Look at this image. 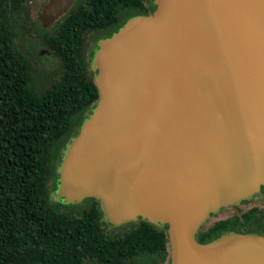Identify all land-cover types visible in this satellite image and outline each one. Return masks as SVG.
Wrapping results in <instances>:
<instances>
[{
	"label": "water",
	"instance_id": "95a60500",
	"mask_svg": "<svg viewBox=\"0 0 264 264\" xmlns=\"http://www.w3.org/2000/svg\"><path fill=\"white\" fill-rule=\"evenodd\" d=\"M73 3L56 0L46 23ZM156 6L100 45V99L58 197L97 199L114 226L167 225L170 264H264V237L197 239L217 210L264 190V0Z\"/></svg>",
	"mask_w": 264,
	"mask_h": 264
},
{
	"label": "trees",
	"instance_id": "16d2710c",
	"mask_svg": "<svg viewBox=\"0 0 264 264\" xmlns=\"http://www.w3.org/2000/svg\"><path fill=\"white\" fill-rule=\"evenodd\" d=\"M146 1L77 0L52 29L36 25L61 64L42 92L15 43L26 0H0V264H170L169 236L158 225L141 219L135 229L112 234L96 199H87L91 205L78 217L50 201L57 160L100 99L87 37L113 36L147 12ZM232 222L218 223L198 242L205 245Z\"/></svg>",
	"mask_w": 264,
	"mask_h": 264
},
{
	"label": "rangeland",
	"instance_id": "374dc122",
	"mask_svg": "<svg viewBox=\"0 0 264 264\" xmlns=\"http://www.w3.org/2000/svg\"><path fill=\"white\" fill-rule=\"evenodd\" d=\"M55 1L56 0H26L25 9L21 12L19 19L16 20V26H17L16 27V37H15L16 46L18 50L21 51L33 63L34 83L37 86V88L42 92L46 91L49 88L52 81L56 77L59 76L60 70H61V64H60V61L56 57L52 56L51 53L48 51V49L45 47L42 36L39 34V31L36 29L35 26L39 25L45 29H52L54 25L56 24V22H58L63 16H65L68 13V10L74 6L77 0H74L73 5H71L62 15L58 16V18L55 19L49 25L48 23H46L47 13L51 11L53 7V3ZM146 5L149 9L151 10L153 9V11H155L156 0H147ZM152 14L153 13L149 14L148 16ZM136 17H141V16H135L134 18ZM131 19H129L124 24V26L121 27V29H123ZM111 37H107L106 35H95V34L89 35L87 37L86 51H87L88 68H89L91 75L94 76L95 80L97 78V72L94 69L95 55L98 52L100 45L104 41L110 39ZM92 114H90L87 117L86 121L92 116ZM80 132H81V129H80ZM80 132L78 133V135L80 134ZM78 135L76 137H78ZM75 138H73L70 141V143L62 151L59 159L57 160L58 172H59L60 167L63 164L65 154L68 148L73 144V140ZM59 181H60V175L58 176V179L56 182L57 187H58ZM49 187H50V193H51L50 201L52 205L63 209L64 212H67L73 216H77V217L81 216L84 213V211L87 210L91 205V201L87 199L79 203L65 204L64 201L58 197V190L55 189L54 183H50ZM100 206L104 213V209L101 203H100ZM258 206L264 207V191H262L259 195H255V196L243 199L242 201L236 204L220 208L215 213H213L203 225H201V227L198 230V234L200 231L207 229L209 226L213 225L215 222L231 218L234 215H241L245 213L246 211L250 210L251 208L258 207ZM139 221L140 220L129 222L121 226H114L113 224L109 222V220L106 217H104V222L106 223V231L112 234L123 233L129 230L135 229ZM158 226L161 229H165L168 234L167 225L166 226L158 225Z\"/></svg>",
	"mask_w": 264,
	"mask_h": 264
},
{
	"label": "flooded vegetation",
	"instance_id": "af4514ba",
	"mask_svg": "<svg viewBox=\"0 0 264 264\" xmlns=\"http://www.w3.org/2000/svg\"><path fill=\"white\" fill-rule=\"evenodd\" d=\"M153 12H154L153 9L151 10L147 7L146 13L138 14L136 16H148L149 14ZM236 220H239V221L232 222ZM223 221H231L232 226L228 228V231H226L225 233L218 234L217 236L212 237L210 241H208L205 245L210 244L216 240H219L223 238L224 236L233 235V234L245 235V236L256 235V236L264 237V207H259V206L253 207L241 215H234L231 218L215 222L213 225L209 226L207 229L200 231L198 235L203 234V233H209L211 229H213L218 223L223 222Z\"/></svg>",
	"mask_w": 264,
	"mask_h": 264
}]
</instances>
